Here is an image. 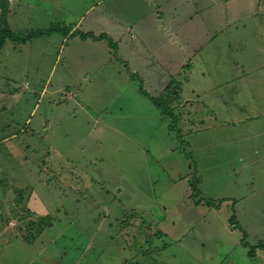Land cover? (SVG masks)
<instances>
[{
    "label": "rangeland",
    "instance_id": "374dc122",
    "mask_svg": "<svg viewBox=\"0 0 264 264\" xmlns=\"http://www.w3.org/2000/svg\"><path fill=\"white\" fill-rule=\"evenodd\" d=\"M98 1L0 0V18L6 8L19 36L55 20L112 31L111 0L103 14ZM107 46L54 33L0 50V95L21 98L0 115V264H264V248L242 246L264 237V67L214 61L180 91L179 77L163 82L167 67ZM116 53L151 96L177 95L174 118Z\"/></svg>",
    "mask_w": 264,
    "mask_h": 264
},
{
    "label": "crops",
    "instance_id": "0c3cea01",
    "mask_svg": "<svg viewBox=\"0 0 264 264\" xmlns=\"http://www.w3.org/2000/svg\"><path fill=\"white\" fill-rule=\"evenodd\" d=\"M105 1L106 0H99L98 3L90 7V9L94 11L100 10L101 14H103L102 6ZM127 1L131 3L129 5L133 10L135 9V12H132L129 6L128 9L122 11L120 4L124 2L123 0H111V4L109 8H107L108 11H106V13L108 15L110 14V19L111 21L113 20L115 28L112 31L106 30L99 32L93 29H85L96 36L106 34L116 44V49L110 47L106 39H93L90 37L87 39H80L83 41L88 39H92V41L105 40L108 45L107 49L112 48L115 52H119L121 48H124L134 59L150 66L151 69L155 68L157 71L161 69L164 74H166V72L163 68L167 67V80L165 79L163 82H168L170 76V79L179 77L181 81L180 91L183 84L190 82L192 79L195 68H208L214 64V61L221 63L222 66L229 67L235 66V64L250 68L264 67V0ZM140 10H142V12ZM145 18H147L146 21L144 20ZM79 20L80 23H82L84 19L80 17ZM141 23L143 25H141ZM142 27L146 28L144 30L147 34L143 32L144 30ZM85 32L78 31V33ZM151 34L152 36H150ZM64 37L73 36L69 34ZM153 40L156 44L151 43ZM160 44H164L165 47L172 51V56L169 57V60L167 58L169 53L166 50H158V48H155L156 45ZM117 55L118 53L113 55L114 59L115 61H119L125 68L127 75L131 79L139 78L138 91L140 82H143V88L145 89L147 86L146 80L142 79L139 72L129 65L127 60L129 57L124 56V54L121 56ZM131 68L133 70H131ZM149 69L150 68H145V72L147 73ZM133 74H135V77H133ZM204 74L205 70L201 71V75ZM142 77L145 76L142 75ZM263 79L264 78H259V82L262 83ZM244 93L248 95L247 98L249 99H256L258 97V95L251 96L252 92L250 91ZM4 95L5 94L0 95V115L3 110L5 112L9 108V100L21 102L19 94H11L10 97H14V99H8ZM174 95L177 96L176 94ZM144 96L148 97L147 95ZM149 96L151 95L149 94ZM259 96L264 100V94H259ZM148 99L150 100L149 97ZM189 100L191 99L184 100L182 104L187 105L186 101ZM208 103L211 108L216 109L222 102H219L218 106L211 102ZM38 105L35 106L34 111ZM45 109H48L47 103ZM262 109L253 107L251 113L248 114L253 115V113ZM216 112L219 114L218 110H216ZM223 118L225 117L221 119L226 120ZM246 122L238 124V126L244 127L247 124ZM250 122L258 123L259 120L256 119ZM256 133V137H260V134L264 135V129H259ZM251 135L253 136V134ZM236 171L238 170H235V173H237ZM223 199V203L227 201H236L233 208L236 207V205L242 204L243 201L242 199H234L232 201L231 197L230 199ZM235 210L237 212V207ZM237 216V220L241 221L238 214ZM253 226L255 227V224ZM261 239H259L257 244L249 245L246 241L247 238L244 237L242 240L247 242L248 246L243 245V242L242 246L244 248H250V246L264 243V237H261ZM257 249L263 250V248L259 247Z\"/></svg>",
    "mask_w": 264,
    "mask_h": 264
},
{
    "label": "trees",
    "instance_id": "16d2710c",
    "mask_svg": "<svg viewBox=\"0 0 264 264\" xmlns=\"http://www.w3.org/2000/svg\"><path fill=\"white\" fill-rule=\"evenodd\" d=\"M54 33H59L64 36L71 35L76 36L78 35L82 39L87 38H93V39H106L108 42V45L114 49H116V44L106 35V34H100L99 36L94 35L92 32H85V33H78V32H72L70 33V30L64 25V22L61 20H55L46 28H37L34 30L29 31L24 36L17 35L9 26L7 17H6V8L2 10V15L0 18V50L4 47L5 43L10 40L22 44H26L30 40L34 38H40L43 36H50ZM133 77H135V74H133ZM169 86L166 87V90H168ZM139 91L147 95L150 100L155 104V106L163 111L165 115H168L172 118H174V114L172 109L169 107V103L171 101V98H176L174 94H170L165 98L162 97H152L149 96L148 92L143 88V82H140L139 84ZM243 245L248 246V243L243 241ZM258 247L264 248V243H260L256 246H250L249 253L254 254L255 250Z\"/></svg>",
    "mask_w": 264,
    "mask_h": 264
}]
</instances>
